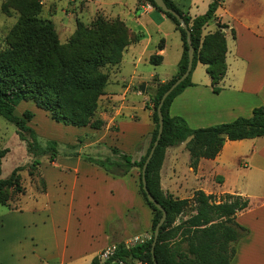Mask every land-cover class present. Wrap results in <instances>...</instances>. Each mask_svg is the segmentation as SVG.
Listing matches in <instances>:
<instances>
[{"label": "crops", "instance_id": "1", "mask_svg": "<svg viewBox=\"0 0 264 264\" xmlns=\"http://www.w3.org/2000/svg\"><path fill=\"white\" fill-rule=\"evenodd\" d=\"M53 1L66 4L74 1L83 7L82 11L89 19L102 13L123 20L137 36V41L126 48L121 64L132 63L136 70L140 64L151 63L152 55L163 57L157 66L167 65L170 57L167 42L174 38L178 48L170 70L154 68L148 76L141 73L139 77L143 79L142 84L154 86V78L157 83H165L177 74L183 54L181 34L164 13L155 7L146 8L147 1ZM172 1L185 13L196 17L198 14L193 12V7L199 8L200 1L204 0ZM205 1L208 10L213 0ZM232 1L224 0L217 11V19L203 29L205 36L218 28L217 22L227 25L223 28L227 70L219 83L220 92H214L207 65L199 62L192 74L193 85L185 88L170 107L171 115L182 116L192 128L250 117L255 107L264 105V22L248 23L241 10H231ZM169 20L173 23H168ZM132 85L134 83L121 84L119 89H112L117 130H109L112 125L99 130L76 127L78 131H91L81 143V152L102 143L106 147V151L101 152L105 157L112 156L107 149L112 147L139 160L136 156L140 145L147 142L155 125L149 108L150 94L136 92ZM139 110L148 111L143 119ZM242 165L247 168L248 177L239 179ZM42 167L44 190L29 198L35 199L36 204L29 210H12L0 217V264H91L113 241L152 234L154 214L140 193L138 166L119 176L81 156H70ZM209 167L221 180L215 181L216 189L202 190L214 194L218 199L216 202L222 201L221 197L227 194L249 199V206L237 213V221L248 232L237 243L231 264H264V137L227 140L216 158L200 160L197 168L201 178ZM163 169L162 165L161 185L164 189ZM224 170H230L235 180L232 181L229 175L218 174ZM39 200H42L41 204H38ZM17 220L19 224L14 226Z\"/></svg>", "mask_w": 264, "mask_h": 264}, {"label": "trees", "instance_id": "2", "mask_svg": "<svg viewBox=\"0 0 264 264\" xmlns=\"http://www.w3.org/2000/svg\"><path fill=\"white\" fill-rule=\"evenodd\" d=\"M145 1L152 3L175 23L182 37L183 54L177 74L165 83L158 82L155 94L150 97L154 101V109L148 107L153 111L155 127L150 134L151 140L146 153L139 160L117 148H112L117 157L88 156L77 145H62L55 139L41 137L30 124L35 115L31 109H26L22 114L17 112L21 104L31 101L48 112L57 123L103 129L106 122L99 116L98 106L109 76L99 68L106 64H120L126 48L137 41V36L119 18L105 22L115 23L113 26L117 28L113 36L106 31L98 42L85 43L80 50L75 49V53L70 54L67 47L60 43L50 20L37 18L36 15L21 16L0 46V115L16 126L20 140L26 143L33 170L41 165L42 158L48 157L53 163L59 156H81L108 173L119 176L128 174L135 166L140 168V193L154 214L151 238L133 247L127 246L125 240L113 241L117 248L111 259L102 262L98 255L91 264H109L113 260L123 264H155V261L158 264H231L237 243L248 232L237 221V213L249 206V199L227 194L221 197L222 201L216 202L218 199L214 194H207L202 189L195 190L192 197H175L162 188L161 169L167 149L171 146L186 142L191 166L197 168L202 158H216L227 140L264 137V105L255 107L250 117H238L231 122L201 128H192L182 116L171 115L170 107L174 99L185 88L193 85L192 74L199 62L207 65L214 92H220L219 83L227 70V44L222 31L227 25L217 22L218 28L214 32L203 35L205 26L217 19V11L224 0H213L208 10L196 17L185 13L174 1L165 0L188 25L195 54L190 75L173 90L163 104V134L146 170L148 190L167 211V219L160 229L152 253L154 230L163 211L148 199L143 187L142 168L158 135L159 102L163 94L186 71L190 44L186 29L172 13L163 11L153 0ZM3 10L9 12L6 4L3 5ZM101 19H98L100 23L105 21V18ZM78 44V47L82 46V43ZM81 50H86L88 54L84 55ZM162 60V55H152L150 58L154 65L161 64ZM3 156L0 153V163ZM21 170V167H17L8 178H0V203L5 204L6 193L10 188L21 190ZM182 215L187 218L177 223L178 217Z\"/></svg>", "mask_w": 264, "mask_h": 264}, {"label": "rangeland", "instance_id": "3", "mask_svg": "<svg viewBox=\"0 0 264 264\" xmlns=\"http://www.w3.org/2000/svg\"><path fill=\"white\" fill-rule=\"evenodd\" d=\"M204 3H206L205 0L200 1L199 8L193 7V12L198 15L206 12L207 7H205ZM4 4L8 7V13L3 10ZM230 6L233 12L241 10L248 23H259L258 21L264 22V0H233ZM82 10L83 7L74 4V1L66 4L65 2L60 3L59 1L53 0H0V46L4 44L7 33L18 23L19 18L28 15H36L37 18L47 21L50 20L54 24L55 32L60 43L67 47V51L70 54H74L75 49L80 50L85 43L98 42L100 37H104L106 31H108L111 36L115 34L117 28L113 26L115 23L105 22L115 21L117 18H109L102 13H98L89 19ZM101 17L105 18V21H102V23L98 20L101 19ZM168 23L173 22L169 20ZM219 23L222 24L221 21H219ZM78 42L82 43L81 47H78ZM167 44L170 46V57L167 65L157 66L152 63L140 64L136 70L132 63L124 62L123 64L120 63L121 65L106 64L99 68L102 73H107L109 76L104 92L99 98L98 106V114L106 122L103 129H108V127H110L109 125H112L109 130L115 131L117 128L115 122L117 113L114 104L115 92H113L112 89H119L121 84L129 86L130 83H134L132 88L136 92L142 91L145 94H150V96L155 94L157 78H154V86H148L146 83H143L145 88L142 90L141 86L143 85V79L139 76L141 73L143 76H148L154 68H157L158 71L170 70V63L175 59V51L178 45L174 38L168 39ZM81 52L84 55L88 54L86 50H81ZM71 62L72 61H70V63ZM132 76L134 77L132 78ZM117 80L119 81L118 83L116 82ZM139 100L142 101L141 98ZM149 103L150 107L154 109V101L152 98ZM137 106L141 107V104L137 103ZM26 109H31L35 113L30 124L41 137L55 139L62 145H77L80 149L81 143L87 138V135L91 134V131L85 130L82 132L76 130L74 126L55 122L48 112L38 108L31 101L21 104L17 112L18 114H22ZM147 112V110H139L138 114L143 119ZM150 140L149 137L147 142L140 145L139 154L136 158L140 159L141 156L146 153ZM107 149H110V155L112 153L113 157L118 156L112 152V147H107ZM83 151L82 153L88 156L104 158V153L101 152H105L106 147L102 143H97L90 147V149ZM0 153L4 154L0 163L1 179L8 178L15 168H22L20 171L21 190L16 191L10 188L7 191L5 204L0 203L1 217L12 210H29L36 204L35 199L29 200V198L36 197L38 193L44 190L45 178L43 176L42 166L50 165L52 162L49 161L48 157H44L42 158L41 165L33 170L30 165L31 158L28 156L26 143L20 140L16 126L1 115ZM62 157L70 156H59L58 158ZM163 166L162 180L164 190L166 193H170L178 198L192 197L194 191L197 189H216L217 186L215 185V181L221 180V177L217 176V173L215 174L211 167L206 170L204 178H201L202 174L199 173L198 168L191 166V158L186 148V142L179 145V147H171L168 149ZM240 169L241 175H238L239 179L246 176L248 177L247 168L242 165ZM218 174L222 176L229 175L232 181L235 180V176H233L230 170H224ZM138 177L140 181V168L138 169ZM41 203L42 200H39L38 204ZM186 218V215L179 216L177 223ZM1 223L2 221L0 220V224ZM17 224H19L18 220L14 226Z\"/></svg>", "mask_w": 264, "mask_h": 264}, {"label": "water", "instance_id": "4", "mask_svg": "<svg viewBox=\"0 0 264 264\" xmlns=\"http://www.w3.org/2000/svg\"><path fill=\"white\" fill-rule=\"evenodd\" d=\"M156 5L161 8L163 11L165 12H169L172 13L180 22L181 26L186 29L187 31V38H188V42L190 44V48H189V62H188V66L186 71L179 77L177 78V80L170 86V88L163 94L159 105H158V115H159V129H158V135L156 140L154 141V144L150 150V153L143 165L142 168V181H143V187L144 190L147 193L148 199L154 203L156 205L157 208H159L160 210L163 211V215L161 217V219L159 220V222L157 223L155 230H154V241L152 243V253H154L157 241H158V237H159V233H160V229L162 227V225L165 223L166 219H167V211L163 208L162 204L150 193V191L147 188V182H146V170L148 167V164L151 160V158L154 155V152L156 150V147L159 144V141L162 137L163 134V129H164V116H163V112H162V107L163 104L166 100V98L173 92V90L180 85L186 78H188V76L190 75L192 69H193V63H194V54H195V48L193 47V45L191 44V31L188 28V25L186 24L184 18L175 10H173L172 8H170L168 6V4L166 3L165 0H153ZM145 85L143 84L141 86V89L144 90ZM153 258L155 259V256L153 255ZM155 264H158L157 261H155Z\"/></svg>", "mask_w": 264, "mask_h": 264}, {"label": "built area", "instance_id": "5", "mask_svg": "<svg viewBox=\"0 0 264 264\" xmlns=\"http://www.w3.org/2000/svg\"><path fill=\"white\" fill-rule=\"evenodd\" d=\"M145 7L146 8H152L154 6L152 3L147 1L145 4ZM150 238H151V235H135V236L131 237L130 239L125 240V242H126L127 246L133 247L135 245L145 243ZM116 248H117V246L115 244H112L111 246H109L108 248L103 250L102 253L99 254L101 261L102 262L109 261L111 259V257L113 256ZM109 264H123V263H117L115 260H113Z\"/></svg>", "mask_w": 264, "mask_h": 264}]
</instances>
